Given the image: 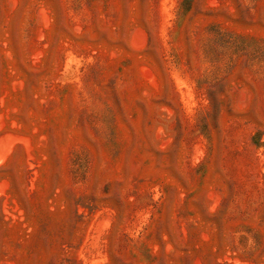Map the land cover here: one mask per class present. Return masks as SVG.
Returning <instances> with one entry per match:
<instances>
[{
    "label": "rangeland",
    "instance_id": "374dc122",
    "mask_svg": "<svg viewBox=\"0 0 264 264\" xmlns=\"http://www.w3.org/2000/svg\"><path fill=\"white\" fill-rule=\"evenodd\" d=\"M0 264H264V0H0Z\"/></svg>",
    "mask_w": 264,
    "mask_h": 264
}]
</instances>
